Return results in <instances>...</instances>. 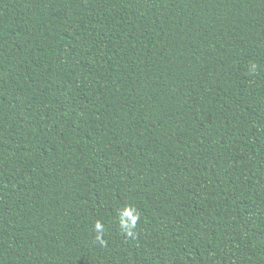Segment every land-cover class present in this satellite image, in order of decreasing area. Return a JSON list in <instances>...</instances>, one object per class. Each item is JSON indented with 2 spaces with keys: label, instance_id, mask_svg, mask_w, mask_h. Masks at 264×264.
Returning a JSON list of instances; mask_svg holds the SVG:
<instances>
[{
  "label": "trees",
  "instance_id": "trees-1",
  "mask_svg": "<svg viewBox=\"0 0 264 264\" xmlns=\"http://www.w3.org/2000/svg\"><path fill=\"white\" fill-rule=\"evenodd\" d=\"M0 264H264V0H0Z\"/></svg>",
  "mask_w": 264,
  "mask_h": 264
}]
</instances>
